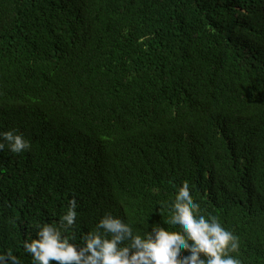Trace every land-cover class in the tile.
I'll return each mask as SVG.
<instances>
[{"label": "trees", "instance_id": "trees-1", "mask_svg": "<svg viewBox=\"0 0 264 264\" xmlns=\"http://www.w3.org/2000/svg\"><path fill=\"white\" fill-rule=\"evenodd\" d=\"M0 264H264V0H0Z\"/></svg>", "mask_w": 264, "mask_h": 264}]
</instances>
